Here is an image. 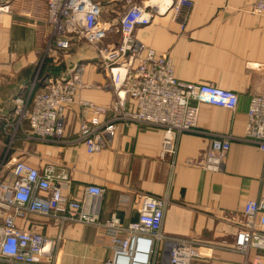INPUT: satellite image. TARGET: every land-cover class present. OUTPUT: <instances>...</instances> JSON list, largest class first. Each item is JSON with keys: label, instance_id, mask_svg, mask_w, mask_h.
<instances>
[{"label": "crops", "instance_id": "obj_1", "mask_svg": "<svg viewBox=\"0 0 264 264\" xmlns=\"http://www.w3.org/2000/svg\"><path fill=\"white\" fill-rule=\"evenodd\" d=\"M95 1L100 3L99 19L115 25L125 2ZM131 1L163 11L150 24L137 27L134 37L168 56L178 80L213 84L236 93V107L228 110L199 103L196 132L178 135L173 153L160 151L159 130L133 123H117L103 149L86 152L78 126L92 111L76 102L62 117L61 143L26 141L25 122L16 134L9 125L12 102L27 91L42 55L50 68L36 89L43 87L44 78L67 75L79 63L86 87L78 92V99L108 107L113 95L92 87L102 82L92 46L76 40L67 50H55L44 3L13 0L10 13L0 15V161L8 162L0 165V181L12 180L11 164L21 160L38 169L48 164L65 168L70 182L64 194L69 198L82 199L89 184L104 189L101 196L88 198L100 225L71 222L58 227L45 216L28 214L16 218V226L57 243L56 264H106L113 244L103 222L110 216L122 225L136 220L141 194L167 196L161 232L196 244L201 255L191 264H264L261 251L243 254L233 249L244 203L264 197V153L240 140L250 97L264 90V12L253 13L252 0H190V12L184 17L171 11L174 0ZM211 133L233 136L219 172L198 164ZM2 219L0 213V227ZM168 250L165 241L155 244L150 264H170Z\"/></svg>", "mask_w": 264, "mask_h": 264}, {"label": "built area", "instance_id": "obj_2", "mask_svg": "<svg viewBox=\"0 0 264 264\" xmlns=\"http://www.w3.org/2000/svg\"><path fill=\"white\" fill-rule=\"evenodd\" d=\"M45 5V22L50 26L55 50H67L76 40L92 46L96 64L102 72V82L92 84L112 93L108 107L97 106L78 99V92L86 87L82 82L83 66H73L64 76H49L41 89L35 87L40 80L34 75L27 91L13 98L10 122L15 131L25 122L26 141L61 143L62 117L69 105L92 111L90 118H82L78 135L86 152L103 149L106 139L117 123L138 124L161 132L160 151L173 153L176 138L185 132H196L199 103L233 110L237 94L213 84L185 82L173 73L171 59L158 54L134 37V30L150 24L163 11L131 0H123L115 25L102 22L100 3L95 0H40ZM13 0H0V15L11 11ZM174 14L187 16L190 0H174L170 6ZM253 13L264 12V0H252ZM41 81V82H43ZM91 87V86H89ZM129 102H132L131 104ZM103 117L104 119L100 118ZM231 134H210L209 144L202 160L204 170H222ZM255 145L264 153V90L249 100L245 131L240 138ZM10 146V144H8ZM8 162L0 161V165ZM13 179L0 181V262L6 264H56L57 243L52 244L43 235L20 229L16 218L37 214L62 227L79 222L98 225L90 210L88 198L101 196L104 189L98 185L84 186L80 200L64 194L70 177L65 168L48 164L40 169L17 160L10 167ZM264 177V166L262 170ZM167 196L140 195L136 220L122 225L110 216L102 226L109 232L113 244L112 255L106 264H136L137 255L145 254L143 264H150V254L155 244L169 243L170 264H191L201 253L192 241L165 236L161 232ZM244 219L237 231L233 249L243 254L263 252L264 258V197L247 200L243 206ZM100 225V224H99Z\"/></svg>", "mask_w": 264, "mask_h": 264}, {"label": "rangeland", "instance_id": "obj_3", "mask_svg": "<svg viewBox=\"0 0 264 264\" xmlns=\"http://www.w3.org/2000/svg\"><path fill=\"white\" fill-rule=\"evenodd\" d=\"M79 45H82V43L77 44V46H79ZM78 64H75V65H78ZM75 65H73V66H75ZM37 67H38L37 68L38 74L39 73L41 74L42 72L47 71V69L50 68L49 66H47L46 59H45V56L44 55H42L41 58L39 59V61L37 63ZM17 130L18 129H16L13 133L16 134Z\"/></svg>", "mask_w": 264, "mask_h": 264}, {"label": "bare ground", "instance_id": "obj_4", "mask_svg": "<svg viewBox=\"0 0 264 264\" xmlns=\"http://www.w3.org/2000/svg\"><path fill=\"white\" fill-rule=\"evenodd\" d=\"M83 66V65H82ZM83 69V68H82ZM87 101V100H85ZM89 102V101H88ZM91 103V102H90ZM100 151V150H99ZM97 152V151H96ZM206 171H210V170H206ZM210 172H214V171H210ZM245 204V203H244ZM145 254H142V253H139L137 255V261H136V264H143L145 260Z\"/></svg>", "mask_w": 264, "mask_h": 264}, {"label": "trees", "instance_id": "obj_5", "mask_svg": "<svg viewBox=\"0 0 264 264\" xmlns=\"http://www.w3.org/2000/svg\"><path fill=\"white\" fill-rule=\"evenodd\" d=\"M35 70H36V68H34L33 72L30 74V77L29 78H32V76L35 73ZM42 74H43V72L41 74L39 73L38 76L41 78Z\"/></svg>", "mask_w": 264, "mask_h": 264}]
</instances>
